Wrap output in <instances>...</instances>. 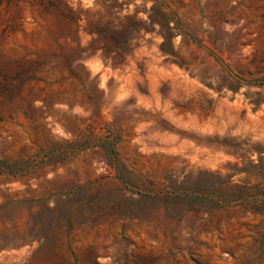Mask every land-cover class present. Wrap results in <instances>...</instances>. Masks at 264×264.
<instances>
[{
	"label": "rangeland",
	"instance_id": "374dc122",
	"mask_svg": "<svg viewBox=\"0 0 264 264\" xmlns=\"http://www.w3.org/2000/svg\"><path fill=\"white\" fill-rule=\"evenodd\" d=\"M1 160L0 264H264V0H0Z\"/></svg>",
	"mask_w": 264,
	"mask_h": 264
},
{
	"label": "trees",
	"instance_id": "16d2710c",
	"mask_svg": "<svg viewBox=\"0 0 264 264\" xmlns=\"http://www.w3.org/2000/svg\"><path fill=\"white\" fill-rule=\"evenodd\" d=\"M34 171L33 169H28L27 163L22 164V166H17L14 163H10L7 161H0V174L11 176V177H19L23 178L26 176H29ZM49 230L52 232L53 227L50 226ZM69 233V228H65V236H67Z\"/></svg>",
	"mask_w": 264,
	"mask_h": 264
}]
</instances>
